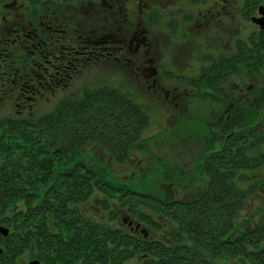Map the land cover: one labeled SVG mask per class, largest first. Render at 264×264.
<instances>
[{
	"label": "trees",
	"instance_id": "1",
	"mask_svg": "<svg viewBox=\"0 0 264 264\" xmlns=\"http://www.w3.org/2000/svg\"><path fill=\"white\" fill-rule=\"evenodd\" d=\"M259 35L262 41L257 35L252 39L257 51L248 49L244 54L242 47L246 64L259 58L264 31ZM247 66L251 72L252 64ZM228 67L224 63L225 72ZM82 98L75 108L55 111L36 125L12 124L3 131L7 138L0 143L5 156L0 161V213L22 225V247L37 248L43 254L36 255L41 264H124L137 254L146 264H210L228 254L238 256L242 264H264V245L259 247L264 220L239 232L234 229L238 214L264 180L255 174L264 163V85L249 103L251 112H230L216 125L211 123L212 141L218 146L203 163L200 173L206 182L198 193L164 201L113 186L77 156L83 144L99 141L122 161L130 147H138L146 111L117 89ZM95 193L102 195L95 202L109 208L111 219L120 216L139 222L142 236L126 237L121 229H107L83 215L79 205ZM146 209L167 220H153ZM49 216L56 232L48 234ZM142 222L153 229L169 225V243L150 239ZM46 239L48 250L43 251ZM0 257V264H14L9 250Z\"/></svg>",
	"mask_w": 264,
	"mask_h": 264
},
{
	"label": "flooded vegetation",
	"instance_id": "2",
	"mask_svg": "<svg viewBox=\"0 0 264 264\" xmlns=\"http://www.w3.org/2000/svg\"><path fill=\"white\" fill-rule=\"evenodd\" d=\"M230 15L238 22L235 27L246 15L249 30L264 31L255 20L264 17V0H0V112L15 113L0 118V140L6 139L1 134L12 124L32 125L20 112L42 110L54 98L58 109L83 102V96L110 93L114 64L148 90L161 92L165 100L171 93L205 96L208 91L202 85H208V71L217 67L209 62L205 48L209 40H218ZM240 40L235 38L234 47L239 49ZM226 54L211 79L228 76L225 61L237 68L238 54L233 61ZM173 80L192 87L186 92ZM122 89L129 91L127 86ZM8 217L0 218V228L7 229L0 231V255L9 250L16 261V254L27 247L20 242L22 225ZM120 219L118 226L104 227L121 229L126 237L142 236L139 222ZM46 232H56L50 216ZM47 250L46 239L43 251Z\"/></svg>",
	"mask_w": 264,
	"mask_h": 264
},
{
	"label": "rangeland",
	"instance_id": "3",
	"mask_svg": "<svg viewBox=\"0 0 264 264\" xmlns=\"http://www.w3.org/2000/svg\"><path fill=\"white\" fill-rule=\"evenodd\" d=\"M242 18L244 19L241 20L239 26L235 27L233 24L238 22L234 16H226L225 26L217 34L218 40H209L210 46L205 48L209 62H214V66L217 67L208 71V85H202L206 87L208 93H204V97L201 96V98L203 97L202 100L197 95L191 96L185 93L183 95L171 93L169 99L165 100L161 92L148 90L145 84L141 83L142 81L123 74V71L121 72L120 68L114 64L110 74L113 89L118 87L117 90H119L127 86L129 91L126 95L147 113L146 122L136 141L138 147H130L124 159L119 161L116 155L98 143L99 141H88L76 150L77 156L82 158V161L91 169L101 173L104 180L109 181L113 186L127 187L137 192L149 193L162 201L182 195L197 194L199 186L206 182L203 179L205 176H202L203 172L200 173L203 169V163L209 153L217 149L218 146L217 142L212 141L215 136L211 123L216 125L224 117H228L230 112L239 114L251 112L249 110L253 108L249 103L259 94L260 88L264 85V46L259 50L260 59L249 61L252 64L251 72H249L250 67L247 66L249 63L244 62V55L241 54L242 47H244V54L248 49L253 52L257 51L252 44V39L257 35L262 41V37L259 35L260 31L249 30L251 23L247 19L248 16L242 15ZM236 37L241 39L239 49L236 45L234 47ZM257 41V38L253 40L256 46L258 45ZM216 44L220 46H216ZM225 51L227 52L226 56L229 54L231 56L229 60H234L233 57L238 54L235 57H238L235 66L237 68L231 69L232 66L225 61V65L230 67L228 76L224 79L213 80L210 78V74L220 68V58ZM188 56H185L184 59H188ZM171 83L178 85V88H186V92L192 87L185 81L173 80ZM173 84H167L166 87L171 89ZM233 84L238 85L231 88ZM54 99H51L48 106L42 110L24 111L20 114L29 116L32 124L36 125L39 120L55 111L63 110L61 108L65 106L58 109L54 108ZM77 103L79 102L73 101L70 106L66 105L64 109H73L75 108L73 105ZM13 114L15 115L13 110H3L0 112V118H6ZM5 137L7 138L6 135ZM2 140L1 138L0 143ZM4 157L2 150H0V161ZM255 174L264 177V163L255 171ZM251 176H254V172L251 173ZM101 198L100 193H95L92 198L82 202L79 205L82 214L91 217L97 223H107L111 227L118 226L120 216L116 217L115 220L111 219L109 208H102L100 204H96L95 200ZM138 206L146 207V205L139 204ZM111 208L115 209V206L112 205ZM15 209L19 210L18 208ZM145 211L150 213L151 218L155 221L161 220L163 223L167 220L159 217L160 215L152 209ZM2 217L3 215H0V218ZM241 219L248 221L240 224L242 223ZM262 220H264V180L258 185L255 194L248 200L246 208L238 214L234 229L236 228L239 232V230L254 227ZM144 228L148 230L146 234L149 235L150 239L169 243L171 235L168 230L169 225L162 226L160 229H153L145 224ZM263 245L264 240L259 242V247ZM22 250L14 264H27L29 259H35L37 258L36 255H42L37 248L30 247V245L28 249ZM141 259L142 257L137 254L125 260L124 263L146 264ZM210 264H242V261L238 256L228 254L216 257Z\"/></svg>",
	"mask_w": 264,
	"mask_h": 264
},
{
	"label": "water",
	"instance_id": "4",
	"mask_svg": "<svg viewBox=\"0 0 264 264\" xmlns=\"http://www.w3.org/2000/svg\"><path fill=\"white\" fill-rule=\"evenodd\" d=\"M255 20L257 22H259L261 25H263V23H264V17L263 16L256 18ZM0 231H2L3 233H6L7 229L2 227V228H0ZM39 263H40L39 260L33 259V260L29 261L28 264H39Z\"/></svg>",
	"mask_w": 264,
	"mask_h": 264
}]
</instances>
